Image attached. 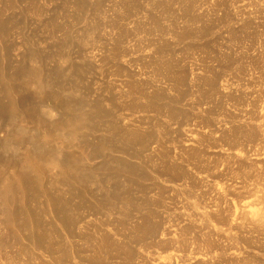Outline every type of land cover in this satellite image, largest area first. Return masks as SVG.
I'll return each mask as SVG.
<instances>
[{
    "label": "rangeland",
    "instance_id": "374dc122",
    "mask_svg": "<svg viewBox=\"0 0 264 264\" xmlns=\"http://www.w3.org/2000/svg\"><path fill=\"white\" fill-rule=\"evenodd\" d=\"M1 21L7 29L0 33L3 73L7 77L27 59L49 86L42 90L38 78H27L28 91H0L3 104L10 101L17 110L38 104L54 119L59 108L50 92L64 99L70 94L72 103L82 96L85 113L100 100L115 117L103 118L92 135L81 129L77 139L82 133L91 144L101 134L109 138L106 126L117 119L119 127L147 132L148 147L137 157L133 151L139 143L132 139L129 151L128 146L114 151L105 146L90 160L93 146L81 149L74 139L64 147L54 138V148L83 154V165L97 166L90 182L82 183L99 189L87 198L102 202L105 194L129 187L125 196L134 203L103 204L97 213L88 206L72 208L77 222L65 226L47 206L29 202L39 229L33 221L23 224L22 216L10 230L0 212V264H264V0H0ZM117 26L129 33L122 38L126 62L119 60L120 74L111 59ZM29 48L38 53L33 60ZM71 63L78 65L79 77ZM55 68L61 69L58 79ZM129 79L146 89L143 99L137 91L127 93ZM19 122L34 127L27 117ZM63 133V138L69 135ZM47 157L32 161L40 166L45 186L60 185L59 168ZM124 162L139 170L130 177L123 170L112 172L111 167L126 168ZM145 213L156 231L142 235L137 225ZM32 228L45 233L44 244L68 243L69 254L34 248L27 238Z\"/></svg>",
    "mask_w": 264,
    "mask_h": 264
},
{
    "label": "bare ground",
    "instance_id": "6f19581e",
    "mask_svg": "<svg viewBox=\"0 0 264 264\" xmlns=\"http://www.w3.org/2000/svg\"><path fill=\"white\" fill-rule=\"evenodd\" d=\"M78 6H82V5L78 4ZM125 15L127 16L126 13H125ZM126 16H125V18H126ZM119 17H120V15H119ZM122 18H124V17H122ZM153 20L157 21L155 17L153 18ZM115 23H116V21H115ZM4 24H5V22H4ZM5 25H7V24H5ZM4 28H5V26H4ZM4 28H3V22L1 21L0 22V33L7 32V29L5 28L6 29V31H5ZM128 34H129L128 31L124 27L123 28L118 27V32H117V35L115 36L116 38L112 39L113 42H112V48H111V50H112V53H111L112 58L111 59H113L115 62H117L119 74L121 72H124L123 66H120L121 64L119 65V60L125 61V59H124L125 49H124L123 44H122V42H123L122 38L125 39V36H127ZM65 39H66V37H65ZM82 43H80V46L83 45ZM2 51H3L2 56L4 57V54H5V57H6L8 55V53H7L8 51L6 50V48L3 49ZM29 51H30L29 55L31 56V60H33L32 58L35 59V56H37V54H38V53H36V49L29 48ZM159 53H161V52H159ZM0 55H1V52H0ZM156 55H158V54H156ZM0 59H1V56H0ZM23 59H25V58H23ZM26 60L27 59L22 60L23 62L20 64L18 62L19 65H17V67L15 69H14V67L12 69V70H14V72L11 74H7V77L3 73L4 71L0 65V91L11 92V93L13 91H16L17 89L21 90L22 92L24 90L28 91L27 90V84L28 83L27 84L25 83L28 81L27 78H32V80H33V78L34 79L38 78L39 82L37 81L38 83H36V84H39V86L42 90L48 86L47 85L48 83L46 84V86L44 85L43 80H42L43 78L42 79L40 78V71L37 69V67H32L34 65H32L30 67L27 66L26 62H25ZM158 61L159 60H157V64H158ZM27 63L29 64V62H27ZM159 63H161V62H159ZM11 65H12V63H11ZM154 65H156V64H154ZM159 65H162V63ZM70 66H71L70 69H71L72 74H74V76L79 77L80 74H79L78 65L71 63ZM157 66H155V67H157ZM159 67H161V66H159ZM159 67L156 68L157 71L159 70ZM60 70L55 68V72L53 75H55V78H57V79L59 77H61ZM115 70H117V69H115ZM52 77H54V76H52ZM132 79L135 80V77ZM133 82L131 79L128 80V83L126 85L127 86V93L131 92V94H132V92L137 91L138 95L143 99V97L145 96V93L147 92V91L145 92L146 89L144 90L142 85L139 86L140 84L137 85ZM139 82L140 81H138V83ZM57 86H59V85L57 84ZM39 93H40V91H39ZM48 94L50 95L51 99L53 100V103H54L53 105H55L57 108L60 109V110L59 109L57 110V111H59V113H58L59 116L57 115L58 117H56L54 119L52 118V114H51L52 112H51V110H49V108H48V110L40 109L39 107H42V106L37 107L38 104L37 105H32V104L30 105V103H29V105H30L29 107H27L25 109L21 108L23 110H17V108L14 106V104L11 103L10 101L7 104H3L0 101V131H2V133H3V131H5L4 136L0 135V212L3 216V218H2L3 224L5 223L4 225H6V227L10 230L13 229V227H12L13 222H15V220H17L18 218H20L22 216H24L23 217V219H24L23 224L27 223L26 221H29V222L33 221L35 224V225H33V227L39 229V227L37 226L38 220H37L36 213L33 212V209L31 210V208H30V205L32 203L33 204L35 203V206H38V207H39V204L47 206V209H49V211L54 213L57 216V218L59 219V221L65 226H68L70 224L74 225L77 222V217L73 215V212L70 213L72 208L77 210L78 208H84V207L88 206L89 209H91L92 211L97 213V209L100 208V205H103V204H104V206L110 205V206L115 207L117 205H126L128 203L130 205L131 204L133 205V203H134L133 199L130 196H128V197L125 196L126 194L127 195L130 194V188L129 187L124 189L125 192L119 190V188H116L112 192L105 194L103 199H102L103 200L102 202L97 201L99 204L97 202H95L94 200L91 201L86 196L90 195L93 197L95 192L99 189L96 187H92V186L89 188L88 187L85 188L82 183L84 181L90 182L91 176L93 174V173L91 174V171L95 170L97 168V166H91L90 164L83 165V160H82L83 154L81 155L80 153H74V152L67 153V152H63L61 150H60L61 151L60 152L58 148H54L53 145L51 144V141L55 138L57 141L64 143L63 146L66 147L68 145V143H70L74 139H77V137L79 136L78 135L79 131L81 129L85 130V128H87L88 131L91 132L89 135H92L93 132H95L96 130H99L101 128V126L103 125L102 124L103 121H101L103 118H106L107 116L115 117L114 110L103 109L102 105H101L102 103H100V100H96L94 102V110L90 111L88 113H85L83 110V108H85V107H83V106L86 103V100L82 96L80 98H76V100H74V103H72V99H71L70 94H68L66 99L62 98V96L60 94L58 95L55 91L50 92ZM40 95H41V93H40ZM133 95L136 96L135 94H133ZM72 98H74V97H72ZM137 100H138V98H137ZM142 103H144V102H142ZM34 104H35V102H34ZM112 104H114V102ZM153 104H154V102H153ZM113 106L115 107V105H113ZM142 110H143V107H142ZM171 110H175V109L171 108ZM24 117L25 118L27 117L28 120L30 119V122L33 123L32 125H34V127H30L32 129H26L21 125L23 123L20 124L19 121ZM117 117H118V115H117ZM116 120L114 119L115 123L110 122L106 126L112 131L111 137H109V138L104 137V136L101 137V135H102L101 134L100 136L96 137V139H95L96 141L93 142V144H91L90 141H88V139L86 138L87 137L86 134L84 135V133H82L81 138L77 139L81 149H82V147H84V145H85V148H87L86 146H88V145H91V147L93 146L91 148L92 150H91L90 155H89L90 160L94 159L96 157L98 158L99 154H102V152L104 151L103 149L105 148V146H106L105 149H107V148L109 149V147L110 148L112 147L111 149L113 151L118 149L119 146L121 147V149H124L128 146L129 147L128 151H129V149L131 148V140L132 139H134L135 141H138V143H139L138 151H133L134 155L139 157L140 152L142 150L147 149V147H148V142L146 141L147 138L146 139L144 138L147 135L146 134L147 132L146 133L140 132L141 129L138 126L137 127L140 130H137L136 127H135L136 130H130L131 128H134V127H131V128L129 127L130 129H128V128L122 126L124 124L120 125V127H119L116 124L117 123ZM28 125H30V124H28ZM28 125H26V126H28ZM38 126L39 127L41 126L40 128H43L46 131L47 139H45V138H44L45 140L42 139L43 138V137H41L42 134L40 135V133L38 132L39 131ZM7 127L10 128L9 132L7 131V129H8ZM53 131H54V133L56 131H58V132H56V135H55L52 133ZM63 131H65V132L67 131L69 135L65 134L66 137L63 138V136H64V135H62ZM93 136H94V134H93ZM128 137H130L131 139H129ZM149 137H151V136H148V138ZM94 138H95V136H94ZM47 155H48V157L46 158V159H48L47 161L50 162L49 160H51L52 163L55 162V164L53 163L54 164L53 166L56 165V167L59 168V169H57L58 172L55 175V177L57 179V182L60 185L66 186L65 192H64L63 188L60 187V185H58V184H57L58 186L55 185L56 184L55 182H54L55 184L53 182H51L52 184L50 183L49 187L47 185L45 186L43 184V177H42L43 175H41V173L39 172L40 166L38 167L36 165L37 161H36V163H34L35 161L33 162L32 160H34L35 158L34 159H32V158L36 157L40 162V159L41 160L44 159ZM85 159H87V158H85ZM111 159L114 160V159H117V157L112 156ZM86 161H89V160H86ZM52 163H50V164H52ZM50 164H48V165H50ZM124 165L126 168L123 167ZM124 165L123 166L121 165V167H123L122 169L118 168V167H111V170H112V172L117 173V174L119 173L120 170H123L124 171L123 173H125L129 177L131 176V174L133 172L139 170V167L136 164L134 166V164L132 162H124ZM45 166H46V164H45ZM48 167L49 166H47L46 170H48V172H49L51 165L49 168ZM8 168H9V170L11 168L12 171L9 172ZM51 171H53L52 168H51ZM143 171H144L143 169H140V172L142 174H143ZM53 174H55V172ZM53 176H52V178H53ZM89 182H87V183H89ZM91 183H92V181H91ZM96 183H97V181H96ZM115 184L117 185L118 183L115 182ZM143 188H144L143 185L140 186V189H143ZM40 198H43V202L40 200ZM29 202H32V203L29 205ZM251 211H253V210H251ZM255 211L256 210H254L253 213H256ZM89 212H91V211H89ZM146 213L142 214L141 222L139 223V225H137L138 229L136 228L137 231L142 233V235H147V233H149V232H155L156 231V225L151 224L149 222L148 214H146ZM80 217H83V216L81 215ZM30 227H32V226H30ZM22 228H23V225H22ZM13 231H15V230H13ZM0 232H2V231H0ZM8 232H10V231H8ZM2 234H1V237H3V238L7 235V234H5V235H2ZM15 235H17V234H15ZM14 238L17 241L19 239V236L17 235V238L16 237H14ZM20 238H22V237H20ZM27 238L34 244V248L36 247L37 249H39V248L43 249L44 252H47L50 254H54L56 252L57 253L59 252L60 257L62 255L67 256L69 254V251L67 249L68 243L66 244V242H64L62 244H57V246L53 245V242H50V241H47L46 244H44L45 239H46L44 232H38L32 228V229H30L29 233L27 234ZM104 238L105 237H102V239H104ZM66 240H67V238H66ZM18 243H19V241H18ZM31 244H30V246H31ZM2 245L4 246V243ZM28 246H25V247H28ZM68 246H69V244H68ZM32 249H33V247H32ZM18 250H19L18 253H23V251H22L23 248L21 246ZM30 254H32V253H30ZM65 260H67V259H65ZM9 261H10V259H9ZM11 264H12V262H11Z\"/></svg>",
    "mask_w": 264,
    "mask_h": 264
}]
</instances>
